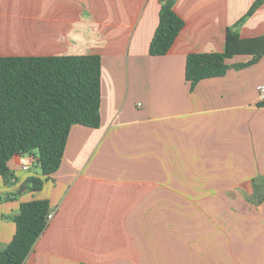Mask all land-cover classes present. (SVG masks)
Segmentation results:
<instances>
[{
	"label": "crops",
	"instance_id": "crops-1",
	"mask_svg": "<svg viewBox=\"0 0 264 264\" xmlns=\"http://www.w3.org/2000/svg\"><path fill=\"white\" fill-rule=\"evenodd\" d=\"M255 2L176 0L185 27L153 57L161 0H0V57L102 59L100 128L72 126L41 191L27 184L43 177L34 156L9 162L12 182L0 177V252L22 204L47 201L52 217L24 264H264V55L228 59L226 75L193 90L186 80L188 56L223 53ZM238 32L264 39V4ZM237 181L247 189L213 186Z\"/></svg>",
	"mask_w": 264,
	"mask_h": 264
},
{
	"label": "trees",
	"instance_id": "trees-1",
	"mask_svg": "<svg viewBox=\"0 0 264 264\" xmlns=\"http://www.w3.org/2000/svg\"><path fill=\"white\" fill-rule=\"evenodd\" d=\"M175 2L161 0L159 24L149 48L153 57L166 55L185 27V21L174 10ZM263 4L264 0H256L245 18ZM244 19L228 28L223 53L188 56L186 80L192 90L202 80L226 75L232 68L228 59L252 55L251 63H256L264 55L263 38L240 37L238 27ZM101 104L99 55L0 57V177L12 182L9 162L15 156L32 155L43 177H29L27 184L30 191H41L61 167L72 126L100 128ZM48 220L47 201L22 204L14 217L16 233L0 252V264H24Z\"/></svg>",
	"mask_w": 264,
	"mask_h": 264
},
{
	"label": "rangeland",
	"instance_id": "rangeland-1",
	"mask_svg": "<svg viewBox=\"0 0 264 264\" xmlns=\"http://www.w3.org/2000/svg\"><path fill=\"white\" fill-rule=\"evenodd\" d=\"M37 155V152L35 153ZM31 157L32 155H27ZM35 163H32L30 168H34ZM36 166V165H35ZM212 168H196V167H186L185 168V174H190V175H214L216 179L223 178V175L219 174V168H215L214 170L216 171H208ZM221 173V172H220ZM234 179L237 178L236 175H233ZM224 179V178H223ZM201 186H206L208 187V184L200 183ZM215 189L217 190H225V189H232V190H244L247 189V184L244 182H232V183H224V182H217L216 184L213 185ZM208 189V188H206ZM214 189V188H213Z\"/></svg>",
	"mask_w": 264,
	"mask_h": 264
},
{
	"label": "built area",
	"instance_id": "built-area-1",
	"mask_svg": "<svg viewBox=\"0 0 264 264\" xmlns=\"http://www.w3.org/2000/svg\"><path fill=\"white\" fill-rule=\"evenodd\" d=\"M257 92H258V98L260 102H264V84H260L257 87ZM34 158H29L27 162L24 163L23 165V170H28L29 166L33 163ZM52 217L49 215V218Z\"/></svg>",
	"mask_w": 264,
	"mask_h": 264
}]
</instances>
